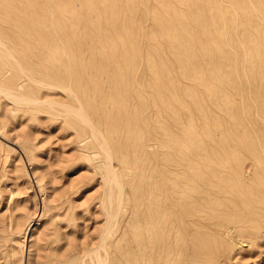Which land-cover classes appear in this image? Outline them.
Masks as SVG:
<instances>
[{"label":"rangeland","instance_id":"374dc122","mask_svg":"<svg viewBox=\"0 0 264 264\" xmlns=\"http://www.w3.org/2000/svg\"><path fill=\"white\" fill-rule=\"evenodd\" d=\"M220 1L228 6L235 18L232 17L234 21L227 26L228 32L224 28L225 39L216 37L220 41L212 63L217 64L218 69L204 76L208 81L200 84L193 76L195 72L186 63L198 61L189 53L185 52L180 59L174 57L178 52L176 45L170 47V58L165 59L171 70L161 65L159 68L168 94L175 92L179 98L178 102L172 97L179 118L178 138L168 130L160 135L161 145L144 137L145 141L130 153L128 164L122 169L115 158L123 185V188L115 185V201L120 204L114 201L116 219L120 220L115 224L116 232L125 231L118 244L120 248L123 243L130 244L136 236L141 238L150 231L144 226L146 206L159 207L163 198L159 194H150L148 189L152 176L157 178L155 184L161 185L160 172L170 167L171 162L170 157L163 154H181L188 159L183 162L181 172L171 173L165 180V185H170L172 190L170 198L179 196L183 208V214H178L177 233H173L183 254L175 261L173 258L171 264H264V170L251 156L259 152L264 136V119L257 106L260 83L264 85V73H261L264 72V0ZM77 3L75 0L72 5L78 8ZM149 6L162 5L158 0H149ZM182 6L187 5H175ZM74 14L80 16L78 11L70 12L69 16L73 18ZM222 17L219 23L223 21ZM142 20L145 27L152 23L148 14ZM156 60L160 64L164 62L159 58ZM186 72L189 75L184 74ZM258 83L260 86L257 87ZM56 89L44 88L40 92L42 100L43 97L56 99L50 113L46 109L47 103L36 102L37 105L44 104V109L40 110L34 105L15 104L0 93V264H93L88 252L100 242L108 221L103 196L107 189L102 174L105 169L84 157L86 150L78 135L80 128L71 126L59 111L62 106L57 101L67 100V92ZM168 119L171 122L170 115ZM171 128L175 129L173 119ZM103 132L114 140L120 138L119 132L112 135L106 130ZM132 132L136 133V130ZM197 154L229 156L228 160L231 154H238L243 160L234 159V167L244 163L247 176L228 172L237 183L243 179L242 185L219 184V189L206 192L209 187L203 189L206 176L202 171L211 162L191 161ZM247 162L250 164L246 165ZM119 188L122 194L120 190L117 194ZM198 216L201 218L194 221L193 218ZM169 235L172 233L165 236L171 237ZM110 239L111 261L115 257V233Z\"/></svg>","mask_w":264,"mask_h":264},{"label":"bare ground","instance_id":"6f19581e","mask_svg":"<svg viewBox=\"0 0 264 264\" xmlns=\"http://www.w3.org/2000/svg\"><path fill=\"white\" fill-rule=\"evenodd\" d=\"M74 1L0 0V93L11 98L15 104L34 105L40 110L44 109V104L37 105L36 102L47 103L46 109L50 113L49 109L54 108L56 99L43 97L42 100L40 92L44 88H60L67 92V100L57 101L62 106L59 111L71 126L80 128L78 135L86 150L84 157L98 162L105 169L102 174L105 176L107 189L103 196L106 198L104 206L108 221L100 242L88 252L93 264H113V260L114 264H171L173 258L175 261L183 254L174 236L180 225L178 214H183V208L178 201L179 196L170 198L172 190L170 185H165V180L169 178V174L181 172L183 162L188 159L181 154H163L170 157L171 162L168 163L170 167L160 172L161 185L155 184L157 178L152 176L148 189L150 194H159L163 198L159 207L150 208L151 204L146 206L144 226L150 231L141 238L136 236L130 244L123 243L120 248L118 244L124 238L125 231L117 233L115 229V224L120 223L115 212V185L122 188L123 185L119 180V169L115 167V158L119 160V168L122 169L128 164L130 153L140 145L144 137L161 145L160 135L168 130L178 138L179 118L172 100L176 97L179 102V98L175 92L168 94L160 65L171 70L166 60L170 58V47L176 45L178 52L174 53V57L180 59L182 55H186L185 52L189 53L198 62L186 63L187 67L195 72L193 76L200 84L207 82L204 76L215 73L218 69V65L212 63L220 41L216 37L225 39L223 31L232 24L235 14L220 0H158L161 7L149 6V0H76L78 8L72 5ZM176 4L187 6L175 7ZM77 11L80 16H69L70 12ZM147 14L152 20L149 27L142 24V19ZM222 16L224 19L219 23ZM232 40L230 37V41ZM181 49L182 52L179 53ZM157 58L164 62L160 64ZM185 71L187 70L184 69ZM261 73H264L263 70ZM184 74L189 75V72ZM260 84L257 85L261 89L257 106L264 119V85ZM213 90L212 88L210 91ZM46 92L44 96L48 93ZM168 115L173 119L175 129L171 128L172 119L170 122ZM103 130L110 135L119 132L120 138L114 140L105 136ZM210 155L197 154L191 157L194 162H211L202 171L206 176L203 189L209 187L206 192L219 189V184L236 185L237 182L230 178L228 171L246 174L244 163H240L238 168L234 167V159L243 160L238 154H231L230 160L229 156ZM251 156H254L256 165L264 170V136L261 137L259 152ZM222 173L226 175L222 176ZM242 183L243 179H239L236 186H241ZM119 190L120 188L117 194H122ZM199 218L201 217L193 219L195 221ZM114 233L115 257L110 261L109 245ZM170 233L171 237L165 236Z\"/></svg>","mask_w":264,"mask_h":264}]
</instances>
